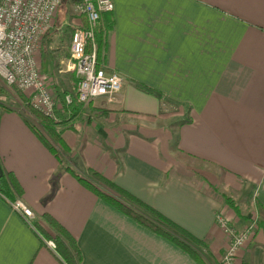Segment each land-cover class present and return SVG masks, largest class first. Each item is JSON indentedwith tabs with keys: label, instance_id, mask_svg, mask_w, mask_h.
I'll return each mask as SVG.
<instances>
[{
	"label": "crops",
	"instance_id": "obj_1",
	"mask_svg": "<svg viewBox=\"0 0 264 264\" xmlns=\"http://www.w3.org/2000/svg\"><path fill=\"white\" fill-rule=\"evenodd\" d=\"M112 1L96 28L108 27L100 65L122 82L111 99L64 103L77 81L68 25L83 17L62 16L37 50L56 100L52 127L67 151L56 157L38 137L51 141L17 106L27 103L24 92L14 105L0 102V264H67L45 241L55 243L56 234L46 216L75 239L79 264H198L67 167L98 186L93 173L113 181L204 240L214 257L229 244L216 213L231 209L216 187L252 186L253 206L264 208V0ZM184 156L214 169L182 166ZM14 199L31 208L33 226L11 207ZM237 259L255 262L247 248Z\"/></svg>",
	"mask_w": 264,
	"mask_h": 264
},
{
	"label": "built area",
	"instance_id": "obj_2",
	"mask_svg": "<svg viewBox=\"0 0 264 264\" xmlns=\"http://www.w3.org/2000/svg\"><path fill=\"white\" fill-rule=\"evenodd\" d=\"M60 3L61 0H0V80L26 92L29 107L53 121L56 120V100L38 70L36 54ZM113 7L112 0H79L73 4V12L84 20L75 25L71 35L70 71L77 81L74 93L65 94L63 98L66 105L74 103V99L81 104L101 96L111 99L121 88L120 76L106 72L96 56L95 30L100 14L112 11ZM9 202L33 226L35 215L31 208L21 199ZM217 223L232 238L222 263L240 264L237 252L246 243L242 240L245 234H233L221 214L217 215ZM45 241L55 250L53 241Z\"/></svg>",
	"mask_w": 264,
	"mask_h": 264
},
{
	"label": "trees",
	"instance_id": "obj_3",
	"mask_svg": "<svg viewBox=\"0 0 264 264\" xmlns=\"http://www.w3.org/2000/svg\"><path fill=\"white\" fill-rule=\"evenodd\" d=\"M65 1L66 0H61L59 8ZM60 15L56 18L55 24L57 22H60V19H62ZM107 30L101 29L99 27L96 30V56L99 64L102 61V53L104 50V42L107 35ZM27 107L28 111L31 114L39 118L44 131L51 138L50 141L49 139L45 138L39 131H37L36 134H38V137L41 139V141H43V143L54 153L56 157H58L59 155L60 148L64 151H67L68 145L63 139L60 130H56L52 127V120L43 116L38 111L32 109L28 104ZM67 169L77 178L78 181H80L82 185L92 190L96 195L112 204L125 215L131 217L136 222L140 223L151 231L169 239L170 241L178 245L182 250L187 252L198 264H207L206 261L198 253V251L194 248V246L205 247L206 242L204 240L198 239L197 237L193 236L184 228L180 227L142 200L138 199L126 190L120 188L113 181L106 179L100 174L93 173L104 185L103 188L78 174V172L74 168L67 167ZM2 183H4V180L1 181V184ZM221 197L223 199V202L229 208H231L239 218H244L240 212L238 205L231 197L223 193H221ZM256 213V216H258L257 224L262 233H264V208L257 202ZM45 220L56 232L55 236L52 239L55 241L56 249L62 256L64 262H66L67 264H79L81 254L76 245L75 239L53 218L46 216ZM40 235L42 234L40 233ZM46 236L42 235V237L45 239L48 238V236Z\"/></svg>",
	"mask_w": 264,
	"mask_h": 264
},
{
	"label": "rangeland",
	"instance_id": "obj_4",
	"mask_svg": "<svg viewBox=\"0 0 264 264\" xmlns=\"http://www.w3.org/2000/svg\"><path fill=\"white\" fill-rule=\"evenodd\" d=\"M77 1L79 0H66L60 8L58 7L56 10L53 22H52V26H54L56 18L60 14H61L60 15L61 17L62 16L65 17V20L68 18V21L70 20V23H73V18L76 16V14L73 12V4L76 3ZM68 27L70 28V30H72V28L75 26L72 24L71 26L68 25ZM36 60H37V57H36ZM37 64H38V61H37ZM3 83L4 82L0 80V102L5 103L7 105H14L15 104L13 101L14 96L19 97L22 100H25L22 94L23 91L19 90L18 88L14 86L11 87L4 83V85H6L8 89L2 90V87H4L2 85ZM24 94L27 96L26 92H24ZM17 106L20 108V111L27 116V118H29L39 128H41V123L39 119H37L38 117L37 118L36 116L33 117V115L29 113L27 103L24 102L22 103V105L20 103V105L17 104ZM180 164L182 166L184 165L186 167H191L193 169H199V171L201 172L214 169L213 166L211 167V169H209L207 165L201 164L200 162L194 161L191 158L186 157V156L180 158ZM197 175L200 177V174H197ZM213 184H212V187L214 186ZM101 187L102 188L104 187L102 183H101ZM220 187L219 188L216 187L215 191H217V194H219L221 197L222 192L219 189H222V186ZM252 192H253L252 186H248L245 184L242 186V189H240V191L237 193L233 192L231 189L225 191V193L223 194L231 197L236 202L244 218L243 219L239 218L236 215V213L232 209H230L228 210L227 214L222 213V212L216 213L215 219H216L217 226L224 233V235L222 234L223 236L221 238L222 242H227V240H232V238L228 233L223 231V229L218 225L217 223L218 214H221L227 219V227L229 228V230H231L233 234L240 233V234H245L246 236V238L243 237L242 239V240H246V243L241 247L242 250L237 252L238 256H239V253H242V251L245 253L246 248H247V252L251 250V253L254 255V260H255L254 264H264V233H262V231L260 230L257 224L258 216H256L257 214L256 210H254L256 206H253L252 204V195H251ZM217 239L220 240L219 237ZM194 248L198 251V253L206 261L207 264H217L221 255L224 254L226 251L225 250L224 252L223 251L221 252L222 250V247H221L220 248L221 250L217 251V255L216 257H214L212 252L209 250L208 246L207 247L206 246L205 247L194 246Z\"/></svg>",
	"mask_w": 264,
	"mask_h": 264
}]
</instances>
